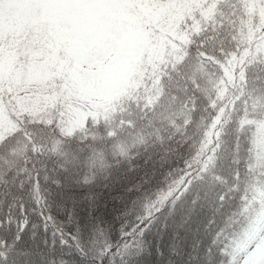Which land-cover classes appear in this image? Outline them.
<instances>
[{"label": "snow or ice", "instance_id": "snow-or-ice-1", "mask_svg": "<svg viewBox=\"0 0 264 264\" xmlns=\"http://www.w3.org/2000/svg\"><path fill=\"white\" fill-rule=\"evenodd\" d=\"M202 2L208 7V0ZM188 3L0 0V113H6L17 125L11 135L0 128V178L7 177L0 191L11 198L6 207L0 200V264H68L58 246L60 250L72 249L87 264H116V257L120 264H130L125 258L135 254V239L143 235L157 214L174 207L203 179L222 146L228 155L231 181L222 180L226 188L219 196V206L229 208L205 249L203 264H264V228L255 227L253 216L254 211L264 215V147L260 146L264 144V0H234L233 16L239 12L241 32L250 33L246 43H236L234 50L228 51L221 47L219 57L200 51L203 42L198 45L199 58L218 65L219 83L223 85L205 108L211 109L210 123L199 147L190 156L181 157L182 166L166 173L157 186L150 187L155 177L149 179L145 173L139 182L136 179L122 191L113 190L114 201L127 202L121 215L135 214V224L120 228L121 239L133 243L125 242L113 252L110 229L99 222L92 225L91 239L85 243L79 227L69 232L52 214V198L69 187V180L83 187L95 184L87 173L80 175L52 160L49 153L60 143L54 140L58 126L72 110L90 107L89 100L94 102L105 91L134 49L165 41L173 45L181 40L185 45L194 43L180 34L198 23L196 17L185 14ZM124 8L132 15L122 13ZM232 23V40L237 41V21ZM186 55L168 62L173 70ZM198 87L193 81V91ZM194 106L193 98V110ZM126 131L133 133L135 129ZM12 135L24 138L23 159L9 158L17 156L10 148ZM106 135L112 137L113 130L106 129ZM222 135L228 138L222 139ZM50 139L54 140L51 148ZM78 167L73 164V168ZM82 200L93 214L100 211L92 194ZM65 212L66 223L75 224V204ZM32 215L40 218L45 232L52 231L51 242L44 241L47 252L24 247L23 237ZM37 227L32 225L33 241Z\"/></svg>", "mask_w": 264, "mask_h": 264}, {"label": "trees", "instance_id": "trees-1", "mask_svg": "<svg viewBox=\"0 0 264 264\" xmlns=\"http://www.w3.org/2000/svg\"><path fill=\"white\" fill-rule=\"evenodd\" d=\"M120 11L126 16L132 15L126 8ZM234 11V0H208V7H204L202 0H189L185 14L196 17L198 23L187 33L180 34L189 36L194 43L185 45L181 40L179 45H173L171 41H165L134 49L126 59L119 81L105 92V98L88 102L90 107L76 119L70 112L58 126L54 140L60 143L55 145V152L49 153L52 160L80 175L87 173L95 181L93 186L83 187L69 180V187L52 198V214L67 231L75 232L79 227L82 240L87 243L91 239L92 225L99 222L110 229L113 252L125 242L133 243V240L121 239L120 228L124 224H135V214L122 216L127 202L114 201L112 192L122 191L136 179L139 182L145 173L149 179L155 177L150 187L157 186L166 173L182 166L181 157L190 156L199 147L210 123L211 109L206 111L205 108L209 98L214 97L223 85L219 83L218 65L199 58L198 45L203 42L204 48L200 51L219 57L221 47L228 51L234 50L236 43H246L250 33L241 32L240 13L234 17ZM233 19L237 21V41L232 40ZM185 52L187 55L173 70L168 62H175ZM193 81L199 85L195 91ZM142 116L144 119H140ZM93 117L94 121L91 120ZM27 127L35 129L32 125ZM0 128L11 135L17 125L6 113H0ZM127 128L135 131L128 133ZM106 129L113 130L112 137L106 135ZM227 138L222 135V139ZM54 140L48 141L49 148ZM260 146L264 147V144ZM10 148L17 151V156L10 159H23L20 153L24 149V138L12 135ZM216 156L203 179L196 182L174 207H166L157 214L143 235L135 239V254L125 258L130 264H203L205 249L229 208V205L223 209L219 206V196L226 188L222 180L231 181L229 159L223 146ZM74 163L79 167L73 168ZM3 179L7 177L0 178V185ZM89 193L99 202L100 211L94 214L87 201L82 200ZM0 200L4 201L5 207L11 202L2 191ZM74 204L76 223L69 224L65 209L72 210ZM260 215L253 212L254 222ZM212 220L216 223L212 224ZM33 224L38 226L35 241L30 238ZM40 224V218L32 215L23 237L27 250L48 251L44 241L51 242L52 231L45 232ZM58 252L68 264H87L72 249L60 250L58 246ZM116 264H120L119 257H116Z\"/></svg>", "mask_w": 264, "mask_h": 264}, {"label": "rangeland", "instance_id": "rangeland-1", "mask_svg": "<svg viewBox=\"0 0 264 264\" xmlns=\"http://www.w3.org/2000/svg\"><path fill=\"white\" fill-rule=\"evenodd\" d=\"M127 59V58H126ZM126 59L123 61L122 65H121V68L120 70L113 76L112 78V81L111 83L106 87L105 91L100 95L98 96V98L95 100V101H98V100H102L105 98V92L107 90H110L113 88V86L119 81L124 69L125 68V62H126ZM103 86V85H101ZM89 102H93L91 100H89ZM86 110V108H84V110H80V109H74L71 111V114H73L74 118L76 119V117L78 118L79 115H84V111ZM255 224V227L257 228H264V215H260L254 222Z\"/></svg>", "mask_w": 264, "mask_h": 264}]
</instances>
